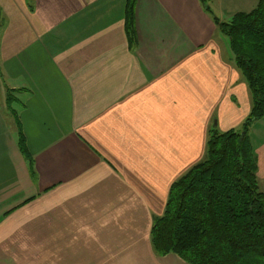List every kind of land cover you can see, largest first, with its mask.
<instances>
[{"label": "crops", "instance_id": "0c3cea01", "mask_svg": "<svg viewBox=\"0 0 264 264\" xmlns=\"http://www.w3.org/2000/svg\"><path fill=\"white\" fill-rule=\"evenodd\" d=\"M259 1L135 0L130 44L126 0H0V264H188L150 229L251 111L213 17ZM248 136L264 183V116Z\"/></svg>", "mask_w": 264, "mask_h": 264}, {"label": "trees", "instance_id": "16d2710c", "mask_svg": "<svg viewBox=\"0 0 264 264\" xmlns=\"http://www.w3.org/2000/svg\"><path fill=\"white\" fill-rule=\"evenodd\" d=\"M200 1L209 12L207 0ZM134 5L135 0H126L130 44L136 39ZM213 22L228 39L252 108L238 130L212 128L204 158L171 184L164 212L150 229V243L158 256L174 254L188 264H264V191L258 187L248 136L250 126L264 116V0L229 23L215 17ZM18 146L26 156L20 130Z\"/></svg>", "mask_w": 264, "mask_h": 264}, {"label": "rangeland", "instance_id": "374dc122", "mask_svg": "<svg viewBox=\"0 0 264 264\" xmlns=\"http://www.w3.org/2000/svg\"><path fill=\"white\" fill-rule=\"evenodd\" d=\"M230 21H231V20H230ZM230 21H229V22H230ZM229 22H227V23H229ZM13 98H14V97H13V95H12V92H9V94L6 95V101H8V102L11 101V100H13ZM248 115H249V114H248ZM250 127H251V126H250ZM260 127H263V126L261 125ZM260 127H259V128H260ZM249 129H250V128H249ZM248 131H249V130H248ZM257 183H258V181H257ZM258 184L261 185V187H259V190L263 192V191H264V183H260V182H259ZM258 186H259V185H258ZM155 254H156V253H155ZM156 255H157V254H156ZM166 255H167V254H166ZM157 256H158V255H157ZM163 256H165V255H163Z\"/></svg>", "mask_w": 264, "mask_h": 264}]
</instances>
